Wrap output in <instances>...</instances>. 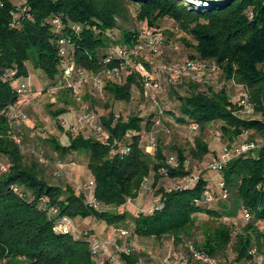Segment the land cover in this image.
Instances as JSON below:
<instances>
[{
    "label": "trees",
    "instance_id": "trees-1",
    "mask_svg": "<svg viewBox=\"0 0 264 264\" xmlns=\"http://www.w3.org/2000/svg\"><path fill=\"white\" fill-rule=\"evenodd\" d=\"M18 1L22 3L0 0V165L5 166L0 167V264H166L156 263L146 248L147 239L156 244L166 238L174 246L191 244L195 252L219 264H227L230 254L233 257L228 264H257L259 257L264 259V145H259L264 127L258 118L264 114V0H195L201 3L200 8L189 7L182 0ZM131 9L144 24L142 30L128 26ZM165 18L191 37V41L183 40L194 51L190 60L204 65L200 80L164 77L177 100V113L161 108L158 94L164 84L158 82V92L150 98L157 120L139 113L124 118L110 111L97 122L101 134L93 129L86 135L67 132L66 145L55 138L47 140L60 163H66L74 153L85 156L92 176L90 188L76 190L69 183L48 178L40 154L31 153L30 160L23 154L21 128L15 130L21 144L9 134V106L27 111L24 98L17 93V86L29 75L26 63L42 70L51 86L59 89L66 84L63 69L72 63L87 76L100 75L107 99L130 102L132 87L142 91L149 77L142 76L136 65L129 73L121 70L128 60L148 68L152 51L144 48L133 54V50L146 41L144 32L159 33L158 23ZM102 71L108 74L101 75ZM215 79L222 83L219 89ZM178 87L185 93L178 92ZM231 89H235V101ZM91 90L99 95L93 87ZM241 91L248 93L254 116L239 112ZM65 103L70 102L65 99ZM65 111L62 107L51 115L58 123ZM164 113L190 128L196 124L201 134L220 122L217 134L226 138L228 146L242 138V143L256 147L232 156L215 171V190L203 176L186 188L178 184L167 188L163 178L184 179L191 174L184 148L175 146L176 157H167L162 144H154L153 138L149 141L156 147L153 154L143 147L142 134ZM58 126L61 128L60 123ZM209 153L208 143L197 136L189 149L191 158L202 160ZM148 180L161 203L151 212L133 214L128 203L139 197ZM205 190L213 194L209 202ZM89 197L96 200L98 208L88 203ZM198 213L208 219L200 226L201 240L195 241L191 237ZM239 214L245 223L238 230L222 221ZM63 217L71 221L67 232L56 227ZM87 218L107 226L113 238L105 239L96 230L74 234V220ZM128 219L133 220L132 227L124 225ZM93 239L109 243L94 249ZM123 240L126 245L117 257L109 254L107 248Z\"/></svg>",
    "mask_w": 264,
    "mask_h": 264
},
{
    "label": "rangeland",
    "instance_id": "rangeland-1",
    "mask_svg": "<svg viewBox=\"0 0 264 264\" xmlns=\"http://www.w3.org/2000/svg\"><path fill=\"white\" fill-rule=\"evenodd\" d=\"M12 1L16 4L22 3L18 0ZM182 1L189 7L200 8L199 5H201L200 2L195 0ZM131 12L132 21L128 26L139 30L145 28L143 23L136 20L135 11L131 9ZM158 24L157 31L159 33L155 34L160 36L159 38H161L162 43L151 50L154 57H152L151 64H149L145 72L141 74L142 76L147 75L149 80L144 84L142 91L136 86L132 87L130 102L107 99L104 93H100V97H98L99 95H96V91L91 90L92 86L89 83V79H80L76 76L69 83V86L62 85V88L56 87V90L53 91L54 87L51 86V81L45 73L40 69H35L31 62L28 61L26 63L29 75L21 81L28 82L32 93L23 100V105L27 109L28 119L21 126L20 134L23 139L22 152L25 154L27 160L33 158L31 153L40 154L44 162H46L43 164L45 165L44 168L48 178L54 180V182L69 183L76 190L92 186V176L86 168L85 156L74 153L68 157L66 163H60L56 153L49 146L48 139L55 138L61 144L66 145L68 144L67 132L73 135L77 133L86 135L92 131V126L96 125L101 117L107 116L110 111L124 118L132 113H139L144 118L152 115L154 120L158 119L155 103L151 100V97L155 96L158 92V89L154 87V83L163 82L164 84L165 82L164 77L166 76L161 73V69L177 68L184 62L189 61L190 56L194 55V51L186 46L183 41H191V37L180 30L173 20L165 18ZM113 34L115 36L118 35L117 31H114ZM127 64L128 66L124 67L121 71L124 73L134 71L136 62L130 61ZM195 72H199L198 76L201 78L203 70H195ZM203 74L206 76V73ZM221 85V81L215 79L216 89H219ZM176 90L180 93H185V89L178 87ZM102 92L104 91L102 90ZM229 92H231V97L235 101V89H231ZM75 94H77V97ZM65 99L69 100L70 103L66 104ZM158 102L163 110H171L177 113V100L169 85L164 84L162 91L158 94ZM62 107H65L66 111L59 115L58 123H60V128L57 121L52 117L51 112ZM84 115L92 116L90 123H84L80 120ZM220 131V122H216L206 127L201 134L200 129L193 130L188 125L179 124L167 113H164L161 115L158 123L152 124L150 131L142 134L141 140L143 147L151 152V154L154 153L156 147L155 145L152 147L149 145L150 139H154V144L160 142L164 147L167 157H176L175 146L184 148L188 158L186 166L190 170V174H194L197 177L203 176L208 180L207 182L211 189L215 190L217 182L216 173L209 169V165L213 161L221 159L225 151H234L243 142L242 138H238L232 146H228L226 138L217 134ZM197 136H202L210 148V153L205 155L202 160L193 159L189 154V149L194 145V139ZM181 182L182 178L171 180L165 177L162 180V183L167 188H172ZM148 186H150V180L145 182L144 190H142L139 197L135 200H130L128 203L127 208L133 214L139 211L151 212L161 203L155 192L156 190H152ZM214 205L213 207L218 206L217 203ZM196 216L198 222L193 228L194 234L191 239L199 241L201 240L200 226L202 222L208 219V216L201 213L196 214ZM222 221L237 227L238 230L245 223V218L242 214H239L235 218H223ZM125 223L124 225L133 226L132 219H128ZM97 225L104 226L105 229V225L94 218H89L86 221L74 220V234H93ZM101 234L105 239L110 240L113 238L107 228ZM156 244L152 239L146 240V248L155 253L160 258V261L166 264H204L188 255L185 242L179 246H174L172 240L166 238L160 242L159 246H154ZM125 245V240L120 243L116 242L112 247L107 248V251H109V254L117 257L119 250ZM175 253L179 256L177 259L173 257ZM232 257L233 255L230 254L227 264L232 260Z\"/></svg>",
    "mask_w": 264,
    "mask_h": 264
},
{
    "label": "built area",
    "instance_id": "built-area-1",
    "mask_svg": "<svg viewBox=\"0 0 264 264\" xmlns=\"http://www.w3.org/2000/svg\"><path fill=\"white\" fill-rule=\"evenodd\" d=\"M145 36L147 37L146 41L142 44H138L137 46H135L134 50H133V54H137L139 51L143 50L144 48H148L150 50L154 49L157 45L161 44L162 40L161 38H159V35H154L152 36V34L150 35L149 32H144ZM61 43L63 44L64 42L61 41ZM63 51V49H62ZM129 59V55H126V60ZM129 62V60L127 61ZM123 67V65H122ZM136 68H138L140 74H143L146 70L145 65L143 64H138L136 63ZM199 68V69H198ZM204 70V65L193 61V60H189L184 62L181 66H178L177 68H167L165 70L161 69V73L164 74V76H166L169 80L171 81H176L181 77H185V76H191L194 77L197 80H200V76H198L197 74L199 72H195L198 70ZM115 72L119 71V68H114ZM63 79L66 82L65 86L68 85L69 83L72 82L71 78L73 77L74 74H76V76H78L80 79H89V82L91 84V86L98 91V93H103L102 92V80L99 74H94V75H85L84 71L80 70V69H75L72 63H67L63 69ZM108 74L105 71L101 72V75H106ZM162 74V75H163ZM154 87L158 88L159 85L158 83H154ZM56 88H53V91H55ZM17 93L20 96V98H25L27 97L29 94L32 93V89L30 87V85L28 84V82H22L21 84H19L17 86ZM77 94H75L76 96ZM77 97V96H76ZM154 99V98H153ZM238 100H239V112L247 115V116H254L255 115V108L253 103L251 102L249 95L246 91H241L238 93ZM7 115L9 118V121L11 122V126L12 129L9 131V134L11 135L12 139L18 143L21 144V138L15 133V130L20 129L22 124L28 119V114L27 111L17 107L16 105H10L8 110H7ZM258 118L260 119L263 127H264V114L263 115H258ZM90 119H92V116L90 115H84L81 117V121L82 122H87L90 123ZM191 128L193 130L197 129V125L196 124H192ZM92 129L95 130L97 133L101 134L103 132L102 128L100 126H98L97 124L92 126ZM259 145H264V137L261 140ZM256 146L253 143H243L241 144L238 148H236L234 151H225L224 154L222 155L221 159L219 160H215L213 161L210 165H209V169L219 172L223 166V164L228 161L232 156L234 155H239L243 152H246L252 148H255ZM41 161H43V159H40ZM1 169H5L4 165H0ZM198 177L195 176L194 174L189 175L188 177L182 179V182L179 183L177 185V187L180 188H186L192 184H194L197 181ZM219 186H222L223 183L222 182H218ZM86 188V187H85ZM87 188H90L87 187ZM225 191L222 194V197H225ZM204 196H205V200L206 201H211L213 199V194L210 190H205L204 191ZM88 203L90 205H92L94 208H98L99 204L96 202V200L93 197H89L88 198ZM161 207V206H160ZM71 225V221L69 218L67 217H63L62 219H60V221L57 224V229L63 232H67L69 227ZM109 243L107 240H98V239H93L92 240V244H93V248L94 249H99L101 246L105 245ZM187 247L189 249L190 252H193L194 256L201 260L203 263L205 264H219L216 260L206 257L201 253L195 252L194 251V247L191 244H187ZM255 251V248L252 249V252ZM264 261L263 257H259L257 259V264H262Z\"/></svg>",
    "mask_w": 264,
    "mask_h": 264
},
{
    "label": "crops",
    "instance_id": "crops-1",
    "mask_svg": "<svg viewBox=\"0 0 264 264\" xmlns=\"http://www.w3.org/2000/svg\"><path fill=\"white\" fill-rule=\"evenodd\" d=\"M87 219H89V218H87ZM87 219H85V220H82V221H86ZM108 229V227L107 226H105V229ZM104 226L102 227L101 225H97V227H96V233L97 234H100V235H102L101 233H104ZM160 245V242H158L156 245H154V246H159ZM155 248V247H154ZM152 257L154 258V260L156 261V263H158V262H160V258L155 254V253H152ZM150 264H155V263H150Z\"/></svg>",
    "mask_w": 264,
    "mask_h": 264
}]
</instances>
